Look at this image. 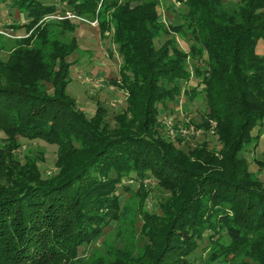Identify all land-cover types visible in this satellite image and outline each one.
Masks as SVG:
<instances>
[{"label":"trees","instance_id":"16d2710c","mask_svg":"<svg viewBox=\"0 0 264 264\" xmlns=\"http://www.w3.org/2000/svg\"><path fill=\"white\" fill-rule=\"evenodd\" d=\"M4 1L12 18L15 12H24L28 19L26 24L13 22L11 28L24 26L30 36L40 28V20L55 13L57 18L51 21L65 30H75V18L96 19L102 33L111 31L121 59L113 83L125 90L126 106L113 116L117 126L110 127L101 101L87 116L66 93L71 65L67 57L78 47L75 36L67 43L51 41L56 69L40 63L34 79L15 59L6 65L0 61V72L6 68L14 75L0 84V131L7 145L19 137L51 141L60 147L59 158H67L66 169L52 179H41L39 166H28L29 173L19 166L15 171L0 156V177L16 181L11 186L0 179V264H58L72 259L86 264L78 247L99 238L110 220L120 216L119 197L130 187L123 184L124 177L189 185L186 193L180 190V201L172 187L161 188L174 201L165 213L168 225L157 241L161 249L153 264H193L187 256L196 250L206 252L203 264H221L240 254L247 258L240 264H264V189L248 178L242 160L246 157L238 156L239 151H249L247 143L257 144L260 129L256 134L252 130L264 120V53L256 51L258 42L264 43V0L228 5L223 0H189L202 10L197 25L207 57L205 65L193 68L196 79L190 91L206 92L219 150L215 153L205 144L187 154L149 137L159 127V104L167 97L176 99L180 80L190 74L187 54L177 43L156 45L159 32L177 34L181 25L159 24L155 1L0 0V4ZM40 35L47 39L46 31ZM154 207L163 213L161 204ZM158 215L160 222L155 218L151 222L160 225ZM146 239L155 243L151 236ZM112 264L139 263L117 258Z\"/></svg>","mask_w":264,"mask_h":264},{"label":"rangeland","instance_id":"374dc122","mask_svg":"<svg viewBox=\"0 0 264 264\" xmlns=\"http://www.w3.org/2000/svg\"><path fill=\"white\" fill-rule=\"evenodd\" d=\"M44 1L49 2L48 0ZM153 1L156 2L159 10V24L164 26L181 25V32L177 34L159 32L156 45L159 46L167 40L177 43L187 54L186 61L190 68L187 79H191L190 81L180 80V95L176 99L169 100L167 97L159 104L157 117L160 122L159 127L152 131L149 137L159 140V142L162 140L165 145L171 143L172 148L186 154L195 146L205 144L217 153L219 143L215 140V135L212 134L216 125L207 113L206 92L200 88L194 92L190 91L196 79L193 68L205 65L204 60L207 58L201 49V33L198 31L197 25L198 13L202 10L193 7L198 3L192 4V1L190 3L189 0ZM223 1L226 5L238 2V0ZM5 2L0 4V61L2 65L9 64L15 59V64L19 63L24 74L34 79L37 76L35 68L40 63L46 62L50 69H56L55 64L51 63L53 52L51 41L67 43L72 36H75L78 47L67 57L71 65L66 93L75 100L77 107L87 116H92L95 113L96 101H101L106 109L105 118L111 124L110 127L117 126L113 116L126 106V92L121 86L113 83V80L118 76L121 59L117 53L112 32L102 33L97 26L96 19L79 20L75 18L72 20L76 24L75 30H65L57 22L51 21L57 18L56 14L58 13H55V15H48L40 20L38 23L41 25L40 28L30 36V32H27L24 26L11 28L10 25H13V22L15 25L26 24L28 19L24 12H15V16L12 18L8 14ZM199 5L204 6V4ZM105 16L108 18L107 15ZM45 31L47 39H43L40 35V32ZM256 51L259 54L264 53L262 41L258 42ZM18 54L23 55L20 57ZM13 77L10 69L4 68V71L0 72V80L3 82L0 84L4 85L5 81L9 82ZM40 84L41 81L37 86L41 89L43 85ZM262 123L261 126L252 130V133L256 134L257 128L260 129L257 144H253L254 140L247 143L245 148L249 151H239L238 156L246 157V160H242L247 164L245 170L248 178L258 181L260 187L264 189V120ZM4 137V133L0 131V156L4 159L5 164L12 166L15 171L19 166L29 173L28 166L34 164L39 166L41 179H52L61 169H66L63 161L67 158L64 159L65 155L59 158L61 151L56 143L19 137L15 143L17 145L14 147L15 144L8 143L7 145ZM73 146L79 147L76 144ZM0 179L6 180L5 183L11 186L16 183L14 177H0ZM194 181L195 179L190 182ZM122 182L130 187L129 192L122 193L119 197L120 216L115 220H110L108 227L99 238L78 247V256L86 264H112L117 258L139 264H153L161 249L157 241L160 242L159 240L162 239V233L169 220L165 213L169 204L174 201L172 194L161 188L164 186L163 184L172 187L176 191L178 201H180L178 195L181 196L180 190L183 189L182 192L186 193L189 188L187 182L182 184L160 183L151 177H147L143 181L124 177ZM155 203L163 206V213L154 207ZM148 213L154 215L149 216ZM158 214L162 215L159 217L161 224L163 221L162 226L151 222L154 218L160 222L157 218ZM147 236L155 238V243L148 242ZM187 258H190L193 264H203L202 260L206 258V252L196 250ZM246 259L242 254L235 258L230 255L221 264H240ZM164 260L166 261V258ZM58 264L79 263L72 259ZM172 264L177 263L174 261Z\"/></svg>","mask_w":264,"mask_h":264},{"label":"built area","instance_id":"2783aa9c","mask_svg":"<svg viewBox=\"0 0 264 264\" xmlns=\"http://www.w3.org/2000/svg\"><path fill=\"white\" fill-rule=\"evenodd\" d=\"M68 16H70V15H68ZM58 18H61V17H58Z\"/></svg>","mask_w":264,"mask_h":264}]
</instances>
